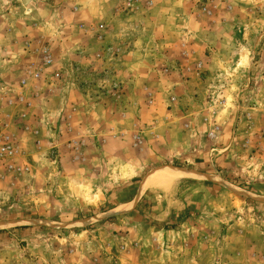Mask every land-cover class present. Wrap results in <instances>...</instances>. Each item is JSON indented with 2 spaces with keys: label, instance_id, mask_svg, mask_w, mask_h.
Wrapping results in <instances>:
<instances>
[{
  "label": "rangeland",
  "instance_id": "374dc122",
  "mask_svg": "<svg viewBox=\"0 0 264 264\" xmlns=\"http://www.w3.org/2000/svg\"><path fill=\"white\" fill-rule=\"evenodd\" d=\"M13 1L0 15L38 27L60 64L46 50L33 79L0 91L15 148L0 163V264L264 252V0Z\"/></svg>",
  "mask_w": 264,
  "mask_h": 264
},
{
  "label": "crops",
  "instance_id": "0c3cea01",
  "mask_svg": "<svg viewBox=\"0 0 264 264\" xmlns=\"http://www.w3.org/2000/svg\"><path fill=\"white\" fill-rule=\"evenodd\" d=\"M11 1L14 2L13 0ZM15 8L18 9L20 6H15ZM23 9L27 11V7H23ZM17 24V20H14L11 15H0V91L8 95L10 93H16V88L18 89V84L17 86L15 85L16 80H25L26 78L29 80L32 78V74L27 76L25 70L27 67H35L39 65L40 62L43 63L41 61L43 49L49 51L52 58L51 63H53L54 66L60 64V58H58L55 51H52L50 48L51 44L44 43V40L33 39L39 30L38 27H20V25ZM36 38H38V36H36ZM202 65L203 64H201V66ZM14 71H16L17 74L15 77L12 75ZM183 72L189 75L191 69L186 67ZM199 72H201V69ZM8 80L11 81L9 82ZM186 118L187 120L191 119L190 116ZM189 126L188 124L187 127ZM140 187L141 185L138 187L137 192H139ZM136 196L135 198H137ZM245 257H247V260H245L246 262L243 264H264V252L260 250L254 249L253 251H249Z\"/></svg>",
  "mask_w": 264,
  "mask_h": 264
},
{
  "label": "built area",
  "instance_id": "2783aa9c",
  "mask_svg": "<svg viewBox=\"0 0 264 264\" xmlns=\"http://www.w3.org/2000/svg\"><path fill=\"white\" fill-rule=\"evenodd\" d=\"M46 50H42L44 56V62H50L48 55L46 54ZM37 76V75H36ZM21 84H25V81L22 80ZM3 127L0 124V163L7 161L10 159L15 152V148L13 146L14 142L10 135H6L3 131Z\"/></svg>",
  "mask_w": 264,
  "mask_h": 264
},
{
  "label": "bare ground",
  "instance_id": "6f19581e",
  "mask_svg": "<svg viewBox=\"0 0 264 264\" xmlns=\"http://www.w3.org/2000/svg\"><path fill=\"white\" fill-rule=\"evenodd\" d=\"M188 176L187 174H184L182 171L177 172H167L166 170L160 171L158 173H154V175L150 176L147 178L144 182V189H148L151 187H155L156 185L164 184L169 181H173L175 178H181V177H186ZM143 189V190H144Z\"/></svg>",
  "mask_w": 264,
  "mask_h": 264
},
{
  "label": "water",
  "instance_id": "95a60500",
  "mask_svg": "<svg viewBox=\"0 0 264 264\" xmlns=\"http://www.w3.org/2000/svg\"><path fill=\"white\" fill-rule=\"evenodd\" d=\"M24 2L26 1V0H23Z\"/></svg>",
  "mask_w": 264,
  "mask_h": 264
}]
</instances>
